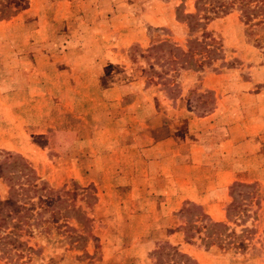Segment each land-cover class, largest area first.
I'll use <instances>...</instances> for the list:
<instances>
[{
  "label": "rangeland",
  "instance_id": "374dc122",
  "mask_svg": "<svg viewBox=\"0 0 264 264\" xmlns=\"http://www.w3.org/2000/svg\"><path fill=\"white\" fill-rule=\"evenodd\" d=\"M8 1L10 12L0 14V158L6 151L20 154L49 187L69 191L91 219L92 237L85 243L69 244L53 227L30 239L44 257L34 264H151L148 253L161 240L177 244L197 264H264V164L256 165L264 163V153L251 159L253 179L245 182L254 192L234 194L240 207L222 221L236 236L206 247L199 240L206 235L204 221L196 217L199 205L181 206L194 204L195 215L184 210L165 215L155 203L149 213H139L134 199L119 196L122 184L114 177L91 179L86 169L115 138L144 141L134 134L138 106L147 113L153 105L162 119L175 123L179 138L191 119L199 126L198 117L216 105L215 91L199 82L201 70L218 74V96L233 93L237 115L243 109L264 118V23L244 24L234 10L210 21L206 30L218 43L216 55L197 70L168 61L165 50L145 51L160 41L186 49L187 27L176 9L192 11L193 0ZM111 18L113 24L118 20L116 28ZM86 44L90 50L84 53ZM99 45L109 52L105 65L96 68L91 62L101 56L94 52ZM222 102L225 109L228 103ZM207 130L210 136L213 129ZM253 143V150L259 148L256 136ZM6 192L0 179V197ZM166 225H190L199 232L183 243V230L171 236Z\"/></svg>",
  "mask_w": 264,
  "mask_h": 264
},
{
  "label": "crops",
  "instance_id": "0c3cea01",
  "mask_svg": "<svg viewBox=\"0 0 264 264\" xmlns=\"http://www.w3.org/2000/svg\"><path fill=\"white\" fill-rule=\"evenodd\" d=\"M111 20L110 25L113 24V18ZM118 24L117 20L112 27L116 28ZM88 46L86 44L82 47L84 53L90 50ZM105 47L99 45L94 50L101 54L94 57L95 62H91L96 68L103 67L107 61L103 59L109 52L104 50ZM199 73L201 85L214 90L216 98L213 110L198 117L199 126H193L194 121L191 119L190 124L184 126L179 138L174 134L175 123H169L166 117L162 119L161 112L153 105L147 113L136 105L138 109L133 110L137 121L134 134L143 136L144 141L129 140L121 143V140L117 141L115 138L110 144L103 146L101 154L92 156L91 163L86 167L87 175H98V180L105 181L114 177L117 185L122 184L119 196L134 199L133 203L137 204L135 208L139 213H149L152 209L148 207L152 203H155L152 206L165 208V212L161 211L165 215L176 212L183 204L195 203L210 220L224 221L226 207L231 200L228 194L229 185L233 181L248 182L253 179L249 175L253 170L251 166L254 165L251 159L256 156L261 158L264 153V118L259 114L245 113L243 109L237 115V105L232 102L233 93L221 95V98L218 96V74L208 70H201ZM106 90L107 88H103V98ZM17 91L13 93L16 92L17 95ZM115 98L119 99V95ZM106 99L109 98L105 96L103 101ZM165 99L171 103L173 101ZM222 101L228 103L225 109L221 107L224 104ZM220 124L224 126L218 127ZM207 128L213 129L210 136ZM221 129L223 133L216 131ZM255 136L260 145L253 150ZM91 142L88 141L89 146ZM124 150L129 151L128 155L131 157L128 160L124 158L127 157L123 154ZM263 164L262 161L256 163L259 166ZM158 196L159 202L156 204L155 198ZM174 233L176 232L169 235Z\"/></svg>",
  "mask_w": 264,
  "mask_h": 264
},
{
  "label": "trees",
  "instance_id": "16d2710c",
  "mask_svg": "<svg viewBox=\"0 0 264 264\" xmlns=\"http://www.w3.org/2000/svg\"><path fill=\"white\" fill-rule=\"evenodd\" d=\"M8 2L0 0L1 15L10 12ZM192 8L191 12H178L176 9L177 19L184 21L187 27L185 50L175 43L160 41L146 47L145 51L150 54L154 50H165L168 61L172 58L171 62H180L181 67L191 66L192 69L201 70L214 58L218 45L206 30L210 21L234 10L244 24L264 23V0H193ZM149 70L155 73L157 79L162 77L161 72L150 66ZM163 80L166 82L167 79ZM0 179L7 187L6 196L0 197V260L8 264H34L43 260L42 248L31 244L30 239L38 234H46L51 227L69 244L85 243L92 237L91 219L79 205H75L73 198H69L71 193L49 187L20 154L6 151L1 155ZM228 190L232 200L225 211L227 221L231 213L240 207L234 194L242 195L250 190L252 194L254 188L251 183L233 181ZM194 208V204H191L179 210L195 215ZM196 217L204 221L202 228L206 235L199 240L203 241L205 247L222 239V236L228 239L236 236L225 222L212 221L203 211H197ZM179 229L184 232L183 243H191L193 233L199 232V227L192 230L187 225L168 228L167 233ZM148 255L151 264H197L177 244L167 240L156 241Z\"/></svg>",
  "mask_w": 264,
  "mask_h": 264
}]
</instances>
